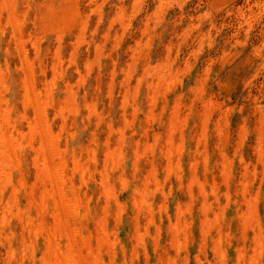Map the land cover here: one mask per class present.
<instances>
[{
    "label": "rangeland",
    "instance_id": "rangeland-1",
    "mask_svg": "<svg viewBox=\"0 0 264 264\" xmlns=\"http://www.w3.org/2000/svg\"><path fill=\"white\" fill-rule=\"evenodd\" d=\"M0 100V264H264V0H0Z\"/></svg>",
    "mask_w": 264,
    "mask_h": 264
},
{
    "label": "bare ground",
    "instance_id": "bare-ground-1",
    "mask_svg": "<svg viewBox=\"0 0 264 264\" xmlns=\"http://www.w3.org/2000/svg\"><path fill=\"white\" fill-rule=\"evenodd\" d=\"M0 101H1V100H0ZM37 110H38V109H37ZM42 112H43V110H42ZM38 113H39V112H38ZM39 115H40V114H39ZM7 116H8V115H7ZM7 116H5V117H7ZM5 117H4V116H1L2 119L0 118V120H3V118H5ZM3 122H4V121H3ZM3 122H2V123H3ZM9 123H10V122H9ZM2 125H3V124H2ZM4 125H5V124H4ZM4 125H3V128H4ZM5 126H7V125H5ZM11 126H12V125H11ZM45 126H46V125H45ZM41 127H42V126H41ZM45 128H46V127H45ZM8 129H9V128H8ZM35 130H36V129H35ZM35 130H34V131H35ZM42 130L44 131L43 127H42ZM47 130H48V129H47ZM36 132H38V130H37ZM47 132L49 133V131H47ZM47 132H46V134H47ZM43 133H45V132H43ZM5 134H7V133H5ZM5 134H4V136H3L4 138H5ZM33 134H34V133H33ZM33 134H32V135H33ZM39 134H40V131H39ZM32 135H31V136H32ZM41 135H43V136H41V137L44 138L45 134H41ZM47 135H48V134H47ZM49 135H50V134H49ZM8 136H10V134H9V135L7 134V136H6V140L8 139V138H7ZM33 136H34V135H33ZM45 137H46V136H45ZM11 138H12V137H11ZM32 138H33V137H32ZM32 138H31V139H32ZM47 138L50 139V136L47 137ZM2 139H3V138H2ZM27 139H28V138H27ZM31 139H30V141H31ZM44 139H45V141H46V138H44ZM49 139H48V140H49ZM9 140H10V138H9ZM9 140H7V141H9ZM11 140H13V139H11ZM11 140H10V141H11ZM16 140H17V139L14 140L15 142L13 141V142H14V145H15V143H16ZM4 141H5V140H4ZM10 141H9V143L7 142L9 145H11V143H13L12 141H11V143H10ZM27 141H28V140H27ZM42 142H43V141H42ZM5 143H6V142H5ZM18 143H19V145H20L19 140H18V142L16 143L17 146H18ZM0 144H1V143H0ZM2 144H4V142H3ZM41 144H42V143H41ZM43 144H44V143H43ZM45 144H46V143H45ZM49 144H51V143H49ZM5 145H6V144H5ZM9 145H7V146H9ZM14 145H12L13 148H14ZM16 145H15V146H16ZM46 146H50V145H46ZM43 147H44V146H43ZM13 148H11V150H12V151H11L12 153L10 152L11 154H13V152H14V151H13ZM44 148H45V147H44ZM46 149H48V148H46ZM52 149H54V148H52ZM52 149H51V150H52ZM43 150H44V149H43ZM48 150H50V148H49ZM48 150H47V151H48ZM1 153L3 154V152H1ZM2 154H1L0 156H3ZM7 154H8V153H7ZM8 155H9V154H8ZM45 155H46V154H45ZM47 155H48V154H47ZM1 160H3V159L1 158ZM15 160H17V159L15 158ZM16 163H18V162H16ZM8 164H9V163H8ZM75 165H76V164H75ZM75 165H74V166H75ZM78 166H79V165H78ZM78 166H77V167H78ZM44 167H45V164H44ZM51 169H52V168H51ZM56 169H57V168H56ZM53 170H54V169H53ZM57 170L59 171V169H57ZM58 171H57V173H60V172H58ZM8 172H9V171H8ZM44 172H45V171H44ZM46 172L48 173L49 171L46 170ZM51 172H52V171H50V173H51ZM62 172H63V171H62ZM6 173H7V171H6ZM55 173H56V172H55ZM55 173H52V175H55ZM57 173H56V174H57ZM48 174H49V173H48ZM45 175H46V173H45ZM46 176H47V175H46ZM48 176H50V175H48ZM61 176H62V175H61ZM0 177H1V175H0ZM2 177H3V176H2ZM56 179H58V178H56ZM56 179H53V180H56ZM59 179H60V178H59ZM7 180H9V179H7ZM56 181H57V180H56ZM57 183H58V182H57ZM55 184H56V183H54V185H55ZM3 185H4V184H3ZM62 185H63V184H62ZM14 186H15V185H14ZM57 186H58V185H57ZM7 187H8V186H7ZM15 187H16V186H15ZM0 188H2V187H0ZM56 188H57V187H56ZM15 189H16V188H15ZM0 190H1V189H0ZM12 190H14V189H12ZM58 191H59V190H58ZM58 191H57V192H58ZM14 192H15V190H14ZM57 192H56V193H57ZM5 193H6V192H5ZM12 195H13V194H12ZM58 195H59V197L61 196L60 193H59ZM65 197H66V199H67V195H65ZM72 197H73V196H72ZM13 198H14V197H13ZM74 198H75V197H74ZM70 199H71V198H70ZM67 200H68V199H67ZM74 200H75V199H74ZM74 200H73V202H72L71 205H73V203H75ZM60 202H61V200H60ZM61 205L63 206V204H61ZM67 205L70 206V204H67ZM75 205H76V204H75ZM43 207H44V206H43ZM4 208H5V207H4ZM4 208H3V209H4ZM69 208H71V207H69ZM5 209L7 210V208H5ZM17 209H19V208H17ZM66 209H67V208H66ZM12 211H14V209H13ZM2 214H3V213H2ZM56 214H57V216H58V213H56ZM71 214H72V213H71ZM28 216H30V215L28 214ZM57 216H56L55 218H58V219H59V217H57ZM3 218H4V217H3ZM20 219H21V218H20ZM26 220H27V219H26ZM56 221L59 223V221H58L57 219H56ZM101 222H103V221H101ZM59 224H60V223H59ZM26 225H27V224H26ZM30 228H31V227H30ZM36 231H37V230H36ZM72 232L75 233V231H72ZM72 232H71V233H72ZM68 233H69V232H68ZM50 235H51V234H50ZM67 235L70 236L69 240L73 238L70 234H67ZM72 235H73V234H72ZM46 238H47V237H46ZM48 238H49V237H48ZM48 238H47L46 240H48ZM67 238H68V237H67ZM69 240H68V243L66 244V247L71 243V241H69ZM74 240H75V239H74ZM47 242H48V244H50L49 241H47ZM74 242H75V241H74ZM54 244H55V243H54ZM75 244H76V242H75ZM71 246H72V244H70V247H71ZM48 247H49V246H48ZM52 247H53V246H52ZM68 247H69V246H68ZM75 247H76V246H75ZM75 247H73V249H74ZM83 247H84V246H83ZM56 248H57V247H56ZM71 248H72V247H71ZM54 249H55V248H53V250H54ZM48 250H49V249H48ZM68 250H69V249H68ZM75 250H77V248H76ZM75 250H74V251H75ZM49 251H50V250H49ZM74 251H73V253H72V251H69V252H71L72 254H75V253H76L75 255L77 256V252L75 251V253H74ZM53 252H55V250H54ZM58 252H59V251H58ZM55 254H56V253H55ZM72 254H71V255H72ZM60 255H61V254H60ZM69 255H70V254H69ZM69 255H68V257H69ZM75 255H73V256H75ZM80 256H81V253H80ZM74 259H75V258L73 257V260H74ZM88 261H89V260H88ZM87 264H89V263L87 262Z\"/></svg>",
    "mask_w": 264,
    "mask_h": 264
}]
</instances>
